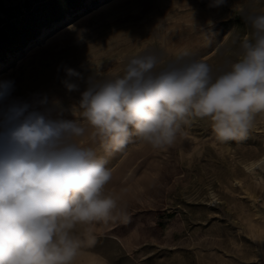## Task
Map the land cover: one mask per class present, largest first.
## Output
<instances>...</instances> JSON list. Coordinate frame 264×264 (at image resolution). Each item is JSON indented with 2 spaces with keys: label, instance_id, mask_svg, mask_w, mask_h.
Instances as JSON below:
<instances>
[{
  "label": "rangeland",
  "instance_id": "obj_1",
  "mask_svg": "<svg viewBox=\"0 0 264 264\" xmlns=\"http://www.w3.org/2000/svg\"><path fill=\"white\" fill-rule=\"evenodd\" d=\"M24 1L0 0V18ZM244 13H264V0L219 6L213 0H86L84 9L0 61V82H14L0 109L47 97L64 119H80L75 107L88 77L122 76L141 55L157 54L159 69L188 52L218 75L238 59L240 41L253 31ZM66 67L81 73L79 91L64 87ZM83 125L76 142L107 160L113 178L106 192L119 197L118 211L127 218L96 223L95 242L85 241L74 264H264V114L246 138L229 142L216 139L208 119H193L163 150L133 137L122 152H106Z\"/></svg>",
  "mask_w": 264,
  "mask_h": 264
},
{
  "label": "clouds",
  "instance_id": "obj_2",
  "mask_svg": "<svg viewBox=\"0 0 264 264\" xmlns=\"http://www.w3.org/2000/svg\"><path fill=\"white\" fill-rule=\"evenodd\" d=\"M242 19L253 31L218 75L188 52L159 69L157 54L141 55L122 76L88 77L75 107L80 119H64L47 97L0 109V264H74L85 241L95 242L96 223L127 218L119 197L106 192L113 178L107 160L76 142L85 135L83 121L110 153L133 137L153 150L171 147L193 119H208L220 142L247 137L264 114V13ZM64 71V87L79 91L81 73ZM13 89V81L0 82V103Z\"/></svg>",
  "mask_w": 264,
  "mask_h": 264
},
{
  "label": "trees",
  "instance_id": "obj_3",
  "mask_svg": "<svg viewBox=\"0 0 264 264\" xmlns=\"http://www.w3.org/2000/svg\"><path fill=\"white\" fill-rule=\"evenodd\" d=\"M85 2L25 0L18 6L3 9L4 17L0 18V61L24 50L44 30L84 9Z\"/></svg>",
  "mask_w": 264,
  "mask_h": 264
},
{
  "label": "bare ground",
  "instance_id": "obj_4",
  "mask_svg": "<svg viewBox=\"0 0 264 264\" xmlns=\"http://www.w3.org/2000/svg\"><path fill=\"white\" fill-rule=\"evenodd\" d=\"M259 163H260V164L262 163V164H261V166H262V165L264 164V158H263V160H262V161L260 160V162H259Z\"/></svg>",
  "mask_w": 264,
  "mask_h": 264
}]
</instances>
